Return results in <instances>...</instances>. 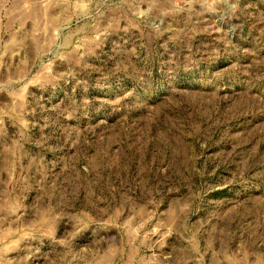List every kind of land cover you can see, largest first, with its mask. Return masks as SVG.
Listing matches in <instances>:
<instances>
[{
    "label": "rangeland",
    "instance_id": "1",
    "mask_svg": "<svg viewBox=\"0 0 264 264\" xmlns=\"http://www.w3.org/2000/svg\"><path fill=\"white\" fill-rule=\"evenodd\" d=\"M0 264H264V0H0Z\"/></svg>",
    "mask_w": 264,
    "mask_h": 264
}]
</instances>
